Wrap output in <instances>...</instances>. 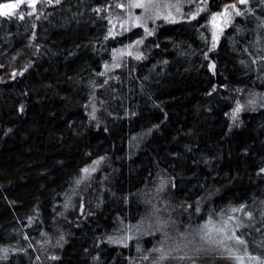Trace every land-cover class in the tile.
<instances>
[{"label":"trees","instance_id":"trees-1","mask_svg":"<svg viewBox=\"0 0 264 264\" xmlns=\"http://www.w3.org/2000/svg\"><path fill=\"white\" fill-rule=\"evenodd\" d=\"M193 2L119 33L122 0L0 15V264H137L162 242L135 239L159 187L176 237L213 220L264 261V0L238 4L215 46L210 18L234 1Z\"/></svg>","mask_w":264,"mask_h":264},{"label":"rangeland","instance_id":"rangeland-1","mask_svg":"<svg viewBox=\"0 0 264 264\" xmlns=\"http://www.w3.org/2000/svg\"><path fill=\"white\" fill-rule=\"evenodd\" d=\"M50 0H15L11 3L0 5V15L5 13L11 14L16 13L19 14L22 11L32 12L34 7L39 5V3L44 4L45 2ZM181 2L183 0H180ZM190 1V0H188ZM193 4L196 7V11L202 9L206 5V0H193ZM234 2H230L229 4H225L222 9L214 13L210 18V29H211V40L213 46L217 43L218 37L223 30V28L228 25L231 21V18L237 13L238 4L241 3V0H233ZM123 8L121 11H116L113 15V31L119 33L123 31L125 27H130L136 24H144L145 27L151 26V21L155 19V15L161 14L164 18L169 19L173 18L176 14L179 16V12H177L179 0H122ZM137 4H142L143 7H137ZM6 5H12L14 7H5ZM177 5V6H176ZM182 5V4H181ZM144 9V11L150 10L154 11L153 16L149 17L146 13L144 14V18L138 17L135 14L136 9ZM152 15V14H151ZM134 47V45H133ZM128 49H120L119 51L113 54L112 65L114 66L119 59L127 54ZM256 99V100H255ZM257 97L247 99V106L252 108L257 103ZM241 106L240 103L235 106V108L231 111L232 119L237 120V115L240 112ZM242 106H244L242 104ZM90 120L93 124H95V118L93 113L90 114ZM87 174H83L80 176L79 181H76V188L86 182ZM80 187V186H79ZM162 188H157L154 195L151 199H147V204L153 207L152 214L155 211L159 212L158 218L153 221V225L151 227L153 230L148 228L147 225L138 224L136 230L135 239L140 242L141 238H144L146 235L157 234L158 238L162 240V242L156 246L155 252L148 255H142L143 250L140 249L137 252V264H142L152 259L154 264L159 263L161 260H165L167 264H205V263H213L217 261H224L230 264H264L263 260L251 258L247 255V253L243 250L241 244L234 239V236L228 233L227 230L221 229L220 224L213 221L207 220L204 223L198 224V227L192 230V234L187 236L186 234L190 231L179 234V238L175 236V227L171 224H176L177 215L179 214L180 208L174 203L171 202L170 199L166 200L167 197H163L164 199L159 202V198L155 196L156 193L160 192ZM162 199V198H161ZM67 206H65L66 208ZM150 207V209H151ZM159 207V208H158ZM158 208V209H157ZM181 212V211H180ZM151 215V213H150ZM181 215V214H180ZM147 218V217H146ZM225 232V233H224ZM189 238V242L187 244L182 243L180 239L183 237ZM188 239H185L186 242ZM167 241H170L169 249H165V245H167ZM115 242H119L115 239ZM139 254V255H138ZM155 254V255H154Z\"/></svg>","mask_w":264,"mask_h":264},{"label":"snow or ice","instance_id":"snow-or-ice-1","mask_svg":"<svg viewBox=\"0 0 264 264\" xmlns=\"http://www.w3.org/2000/svg\"><path fill=\"white\" fill-rule=\"evenodd\" d=\"M57 2H59V0H57ZM241 2L243 3L244 2V0H241ZM137 7H143V5L142 4H137L136 5ZM5 7H14V6H12V5H6ZM8 13H5V15H7ZM139 58V57H138ZM85 171H87V170H85Z\"/></svg>","mask_w":264,"mask_h":264}]
</instances>
